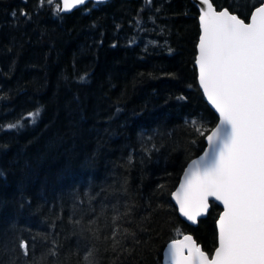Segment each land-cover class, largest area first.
<instances>
[{"label": "trees", "instance_id": "16d2710c", "mask_svg": "<svg viewBox=\"0 0 264 264\" xmlns=\"http://www.w3.org/2000/svg\"><path fill=\"white\" fill-rule=\"evenodd\" d=\"M213 2L249 21L264 0ZM199 17L192 0H0V264H164L188 232L212 255L222 207L193 226L172 197L219 120Z\"/></svg>", "mask_w": 264, "mask_h": 264}, {"label": "snow or ice", "instance_id": "6c2138e0", "mask_svg": "<svg viewBox=\"0 0 264 264\" xmlns=\"http://www.w3.org/2000/svg\"><path fill=\"white\" fill-rule=\"evenodd\" d=\"M60 2L38 0L65 12L86 0H62V9ZM199 2L198 79L220 124L206 136L209 150L192 162L174 195L180 213L192 223L207 214L210 198L224 210L211 258L190 235L173 241L168 256L171 264H264V4L245 22L228 9L217 11L211 0ZM19 14L27 16L23 10ZM38 116L37 111L27 118ZM191 123L204 134L197 121ZM118 232L112 233L114 251L121 247ZM19 247L29 255L27 241ZM91 257V252L84 257L86 264H97Z\"/></svg>", "mask_w": 264, "mask_h": 264}, {"label": "water", "instance_id": "95a60500", "mask_svg": "<svg viewBox=\"0 0 264 264\" xmlns=\"http://www.w3.org/2000/svg\"><path fill=\"white\" fill-rule=\"evenodd\" d=\"M107 1H110V0H86V2H85L84 5L88 4L89 2L103 3V2H107ZM192 1H193V3H194L195 5H197V7H198V9H199V11H200V15H201V11H202V9H201V6H200V2H199V0H192ZM211 2L213 3V5H214V7L216 8L217 11L221 10V9H218V8H217V6H216L215 3L213 2V0H211ZM261 4H264V2L261 3ZM261 4H259L257 7H259ZM84 5L77 6V7L73 8V9H71L70 11H67V12L61 10V12H62V13H67V14H69V13H72L73 11H75L76 9H78V8L84 6ZM62 8H63V4H62V0H61V9H62ZM222 9H228L230 12H232L228 7H225V8H222ZM232 13H234V12H232ZM234 14L238 15L241 19H244V18L241 17L239 14H237V13H234ZM244 20H245V19H244ZM199 21H200V20H199ZM245 22H249V21L245 20ZM200 29H201V26H200ZM200 35H201V34H200ZM198 43H199V42H198ZM197 56H198V54H197ZM196 66H197V69H198V65H197V64H196ZM198 77H199V69H198ZM198 80H199V79H198ZM200 87H201V86H200ZM201 89H202V88H201ZM202 91H203V90H202ZM205 97H206V96H205ZM206 99H207V97H206ZM207 101H208V99H207ZM208 103H209V105L212 107V109L217 113V115H218V117H219V114H218V112L215 110L214 106H213L209 101H208ZM219 124H220V117H219L218 123L212 128V130H215V129L217 128V126H219ZM212 130H211V131H212ZM211 131H210V132H211ZM210 132H209L208 134H210ZM208 134H207V135H208ZM206 142H207V145H206V148L204 149V151H203L200 155H198L197 157L193 158V159L187 164V166H186V168H185V170H184V172H183V174H182V176H181L180 182H179L177 188H176V189L174 190V192H173L172 197H173V200H174L175 204L177 205L178 209H179V205H178L177 202H176V199H175V195H174V194L180 189V186H181V184H182L183 181H184V174H185V172L189 169V167L192 165V162H193V161H198V160H200V159L204 156L205 152L209 150V145H208V141H207V139H206ZM213 202L219 204V205L222 207V212H223V210H224V209H223V205H222L219 201H215L214 198H210V207H209V210H208L207 214L204 215V216L199 217L196 223H192V222L188 221L187 218L184 217V216L180 213V211H179V213H180L181 217H182L185 221H187L189 224H191V225H193V226H198L199 223H200V220H201V219H204V218H207V217H208V215H209V213H210V211H211V209H212V203H213ZM222 212H221V214H222ZM221 214H220V215H221ZM219 217H220V216H219ZM218 219H219V218H218ZM217 222H218V220H217ZM217 229H218V224H217ZM185 235H190V236H192V238H193V240L196 242V244H197L199 247H201V249H202L206 254L209 255V258H211V256L214 254L215 250H214V252H213L212 255H211V254H210V253L204 248L203 244H201V243L196 239L195 235H194L192 232H188V233H185L184 235H182L181 237H178V238H176V239L171 240V241L166 245V247H165V249H164V262H165L164 264H171V261H170L169 256H168V250H169V248L171 247L172 242L175 241V240H182L183 237H184ZM217 247H218V245H217ZM217 247H216V248H217ZM185 255H187V250H185Z\"/></svg>", "mask_w": 264, "mask_h": 264}, {"label": "rangeland", "instance_id": "374dc122", "mask_svg": "<svg viewBox=\"0 0 264 264\" xmlns=\"http://www.w3.org/2000/svg\"><path fill=\"white\" fill-rule=\"evenodd\" d=\"M151 39H149V38H146L145 39V45L146 46H149V44H151V41H150Z\"/></svg>", "mask_w": 264, "mask_h": 264}]
</instances>
